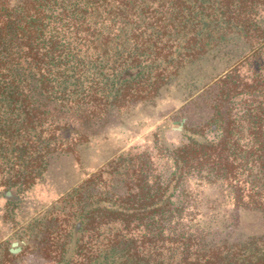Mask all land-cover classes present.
Here are the masks:
<instances>
[{
  "label": "trees",
  "instance_id": "obj_1",
  "mask_svg": "<svg viewBox=\"0 0 264 264\" xmlns=\"http://www.w3.org/2000/svg\"><path fill=\"white\" fill-rule=\"evenodd\" d=\"M174 84L188 97L177 143L167 119L38 201L55 160ZM193 179L264 215V0H0V264L24 253L44 264H264V234L213 241L185 227L176 193Z\"/></svg>",
  "mask_w": 264,
  "mask_h": 264
},
{
  "label": "rangeland",
  "instance_id": "obj_2",
  "mask_svg": "<svg viewBox=\"0 0 264 264\" xmlns=\"http://www.w3.org/2000/svg\"><path fill=\"white\" fill-rule=\"evenodd\" d=\"M239 52L240 49L234 48L223 59L215 57L210 60L197 73L201 77L197 85H202L225 70ZM228 57L231 59L227 60ZM186 93L187 89L181 84L163 89L153 101L140 103L123 111L119 121L114 122L107 132L81 145L76 156L70 154L55 160L46 181L36 191L38 201L46 203L55 199L115 153L134 145L146 144L151 139L153 129L167 119L171 118L166 136L171 143H177L182 134L178 123L179 114L175 115V111L185 98L188 99ZM189 102L186 112L193 121H199L200 113L204 115L203 111L196 110ZM179 194L184 195L188 203L183 217L185 227L203 230L210 240L264 234V215L255 210L237 209L224 184H208L193 179L185 183L176 196ZM14 241L17 242L16 246L11 245ZM9 247H20L14 253L17 254L21 252L22 243L10 238ZM15 264H44V260L35 253H24L18 256Z\"/></svg>",
  "mask_w": 264,
  "mask_h": 264
},
{
  "label": "water",
  "instance_id": "obj_3",
  "mask_svg": "<svg viewBox=\"0 0 264 264\" xmlns=\"http://www.w3.org/2000/svg\"><path fill=\"white\" fill-rule=\"evenodd\" d=\"M12 246H16L17 245V242L16 241H14V242H12V244H11ZM20 250V247H18V248H11L10 249V251L12 252V253H16V252H18Z\"/></svg>",
  "mask_w": 264,
  "mask_h": 264
}]
</instances>
